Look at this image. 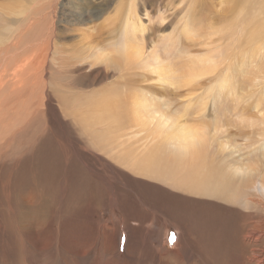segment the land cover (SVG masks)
Returning a JSON list of instances; mask_svg holds the SVG:
<instances>
[{"label": "rangeland", "instance_id": "374dc122", "mask_svg": "<svg viewBox=\"0 0 264 264\" xmlns=\"http://www.w3.org/2000/svg\"><path fill=\"white\" fill-rule=\"evenodd\" d=\"M130 6L146 28L138 40L147 53L167 49L180 67L186 52L208 56L218 47L227 61L218 67L222 89L214 74L169 85L142 69L130 72L128 89L205 131L200 157L210 176L221 179L228 154L255 165L264 182V0H0V264H245L237 235L264 219V197L245 179L233 185L240 202L215 210L175 191L180 180L200 189L192 161L149 145L142 152L156 148L166 159L167 168L152 169L171 172L163 173L168 188L134 176L104 148L114 119L76 109L119 81L128 104L119 79L126 72L93 57L121 38ZM189 15L195 37L182 33ZM23 68L28 73L18 74ZM130 110L113 116L123 117L115 126L132 148L143 134L129 123ZM154 185L166 197H146Z\"/></svg>", "mask_w": 264, "mask_h": 264}, {"label": "bare ground", "instance_id": "6f19581e", "mask_svg": "<svg viewBox=\"0 0 264 264\" xmlns=\"http://www.w3.org/2000/svg\"><path fill=\"white\" fill-rule=\"evenodd\" d=\"M118 8L115 10V15H118L119 13ZM129 8V11H127L129 15L127 18L125 16L126 19L121 23L117 32L118 36L121 38H117L116 41L109 43L106 46L108 48L107 50L98 48V53L95 54L96 57H93V59H96L103 64L113 63L114 66L123 69V71L126 72V75L124 74L126 78L121 76L119 79L123 78L126 85L127 77L134 74H130V72L142 69L150 71V73L152 72L156 75L157 81H165L169 85H176V83L181 81L182 85L190 86L194 83L196 84L199 79L210 75L211 78L217 77L220 79L217 81V87L219 86L220 89L224 87L223 85H225L226 76H222L218 67L221 62L227 61V53L218 51V47H215L216 49L214 51H208V56H195L193 55L194 53L191 54L186 52L184 60L182 59L179 61L180 67L177 66L175 61H172L170 52L167 49H163L162 52H159L158 50L157 52L154 49L147 53L144 46L138 40V37H141L146 28L141 23L139 16L136 15V9L131 6ZM186 12L188 13V11ZM192 25L193 21L189 15L185 18L182 33H187L188 36L195 37V34L191 29ZM205 41L206 40L203 42ZM207 45L208 44H206L205 47H208ZM91 62L93 63V61ZM25 68H23L18 74L22 73ZM216 71L217 73H215ZM25 73H28V71L23 72V74ZM213 74L214 76L212 77ZM120 83L121 81L115 84L114 91L111 92L110 95L106 97L100 95L94 100L83 101L78 107H76V109L80 110V108L84 106L82 110H80L83 111L84 115L86 114L84 113L85 111L97 112L100 113V120L105 121L118 117L113 116L115 113L129 111L131 109L129 123L131 122L133 128H138V132L147 137V142L139 144L138 147L131 148L128 145L124 146L123 143L113 144L115 140H110L109 138L106 140L108 143H111L108 148L111 145H114L124 148L133 154L127 165L131 168L130 171H128L130 174H132L133 171H141L144 173V175L141 176L142 178L155 180L159 182V185L163 184L168 188V181L163 178V173L171 174V172L169 170L163 172L152 169L154 164L167 168L166 159H161L159 157L156 148L148 150L147 152H142L149 147V145L150 147H157L158 149H162L161 147L165 146L166 149L172 150L171 153L176 152L186 161H192L195 164V166L194 164L191 166L192 171L194 173L199 172L197 180L201 182L199 185L200 189L197 187L192 188L189 184L188 188H186L183 184V180H180V185L182 187L180 189H175L171 186L170 188L172 190L175 189V191L182 192V195L196 196L209 201L213 203L214 208H216L215 210H228L225 204L235 205L240 202L238 191L235 186H233L239 179H245L244 186L246 188L250 189L253 193L260 194L264 197V182L256 180L257 170L255 165L249 164L248 160L243 161V158L239 159L238 162L230 160L228 159V154H226L223 161L226 163V172L224 175L221 179L210 176L209 172L211 173V170L209 171L208 163L200 157L201 150L204 144H206L205 131L201 128L196 130L191 129L182 115L169 117L158 111L157 107L150 104L148 99L145 98L146 94L144 92L139 93L138 90L132 88L128 89V85L125 99L129 101L128 104H124L120 99V95L116 91L122 87L121 92H123L122 90L125 87ZM117 123L116 120L112 121L113 125H116ZM108 131L117 134L116 140L121 137V132L115 127L109 128ZM141 139L142 137H138L137 142L141 141ZM149 142L151 144H149ZM228 149L229 148H227V150ZM147 161L149 162V168L145 166ZM228 173L231 175V178L226 181V178L229 175ZM248 177L253 179L251 183L252 186L254 184H257V186L253 188L247 180ZM202 182H204V184ZM159 185H154L155 187L150 191L151 193L145 191L147 192H144L145 196L151 197V195H161L166 197L160 189L162 187ZM258 205L264 208L263 202L258 201ZM208 216L212 220L215 218L214 216H216V214H214V216ZM237 236L245 250L243 255L245 264H264V219L255 221L251 225L244 227L242 232ZM242 241H244V243Z\"/></svg>", "mask_w": 264, "mask_h": 264}, {"label": "crops", "instance_id": "0c3cea01", "mask_svg": "<svg viewBox=\"0 0 264 264\" xmlns=\"http://www.w3.org/2000/svg\"><path fill=\"white\" fill-rule=\"evenodd\" d=\"M119 113H115V114L118 115ZM122 118L123 117H115L114 120H116L118 123H122L124 121ZM106 123H108V120L106 121ZM113 127H115L117 130H119L121 132V134H122L123 131L121 130V128H119V127H117L115 125L114 126H112V125L109 126V128H113ZM109 128H108V130H109ZM108 130H107V134L102 137L103 139L107 140V138H109L110 140H115L113 142V144H120V143H122V137L124 135H121V137L118 140H116L117 134L110 133ZM139 134H140L139 132L136 133L137 137H138ZM141 140L143 142H147V137L143 134ZM110 144L111 143H109L106 147H104V148H107V155H110L111 158L114 159L115 164H118L120 166V168H122V169H124L126 171H130L131 168H129L127 165L129 164L130 159L133 156V154L131 152H129L128 150L124 149V148H121V147H118V146H114V145H111L108 148V146ZM132 175L137 176V177H141V176L144 175V173L141 172V171H133L132 172Z\"/></svg>", "mask_w": 264, "mask_h": 264}]
</instances>
